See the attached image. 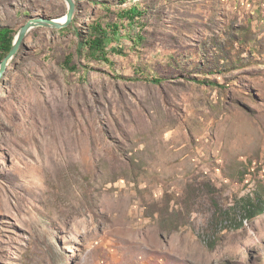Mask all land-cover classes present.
<instances>
[{"label":"rangeland","instance_id":"374dc122","mask_svg":"<svg viewBox=\"0 0 264 264\" xmlns=\"http://www.w3.org/2000/svg\"><path fill=\"white\" fill-rule=\"evenodd\" d=\"M75 1L0 83V264H264V0ZM67 12L0 0V28Z\"/></svg>","mask_w":264,"mask_h":264},{"label":"trees","instance_id":"16d2710c","mask_svg":"<svg viewBox=\"0 0 264 264\" xmlns=\"http://www.w3.org/2000/svg\"><path fill=\"white\" fill-rule=\"evenodd\" d=\"M129 15L132 20L135 21L136 17L140 15V11L139 9L134 8L129 12ZM92 31L93 33L91 35V38L87 41H82L79 45V50L82 52V50L88 49L91 56H94L95 58H100V60L102 61L111 63L110 59L108 58V48L114 41L113 37H115L116 39H120V27L118 25H108L104 28L100 24H98L97 26L93 27ZM15 38L16 33L11 28H0V65L12 51ZM113 50L112 52L115 53V51ZM71 63V59L67 58L66 64L70 66ZM74 69H76V67L72 66L71 70ZM151 82L155 84H161L163 82V79H153ZM200 83L206 84V82L204 81H200ZM249 207L250 209L254 207L253 210L248 211L249 217L251 219H254L255 217L260 216L264 213V210L260 209L259 207H255L253 205Z\"/></svg>","mask_w":264,"mask_h":264},{"label":"water","instance_id":"95a60500","mask_svg":"<svg viewBox=\"0 0 264 264\" xmlns=\"http://www.w3.org/2000/svg\"><path fill=\"white\" fill-rule=\"evenodd\" d=\"M64 1H66V3L68 4V12L64 16V19L62 18L49 19L44 17L34 18L31 19L25 26L22 27L18 35H16L12 51L0 65V83L4 79L13 61L17 58L25 42V39L32 30L36 28L63 30L71 26L76 16L77 4L75 0H64Z\"/></svg>","mask_w":264,"mask_h":264},{"label":"bare ground","instance_id":"6f19581e","mask_svg":"<svg viewBox=\"0 0 264 264\" xmlns=\"http://www.w3.org/2000/svg\"><path fill=\"white\" fill-rule=\"evenodd\" d=\"M62 19H64V17H62Z\"/></svg>","mask_w":264,"mask_h":264}]
</instances>
